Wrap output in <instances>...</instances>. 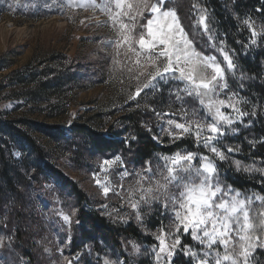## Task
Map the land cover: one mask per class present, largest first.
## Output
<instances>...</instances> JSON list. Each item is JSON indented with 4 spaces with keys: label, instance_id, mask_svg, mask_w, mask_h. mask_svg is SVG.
I'll return each mask as SVG.
<instances>
[{
    "label": "trees",
    "instance_id": "obj_1",
    "mask_svg": "<svg viewBox=\"0 0 264 264\" xmlns=\"http://www.w3.org/2000/svg\"><path fill=\"white\" fill-rule=\"evenodd\" d=\"M165 3L176 11L193 46L200 52L216 56L226 68L221 54L216 48L209 46L206 32L198 23L199 17L205 15L210 33L215 37V44L219 46L223 41L224 47L233 55L237 64L235 73L226 72V93L234 92L245 98L248 102L241 107L249 115L244 117L243 122L233 124L227 134L219 139L217 146L225 153L226 159L215 160V163L219 169L221 186L225 190L230 185L233 190L231 194L239 191L243 198H251L246 210L253 228L247 234L255 248L248 264H264V200L256 199L264 197V0H167ZM246 20L253 25L252 29L244 23ZM253 30L257 33L255 44L250 43ZM60 61L49 70L38 61L36 66L27 65L12 70L7 78L17 77L21 83L32 85L33 91L38 89V92L46 95L77 89L85 83L88 85L84 87L90 88L95 79L100 81L95 72L87 69L79 72L74 64L66 67L63 60ZM103 82L104 80L100 83ZM182 86L170 80L168 83L161 82L150 93L142 91L139 95L126 99V96L119 94L111 110L90 116L91 120L98 122L99 131L88 122H74L68 128H63L21 120L27 127L22 128L11 121L0 119V211L6 210L8 199L12 206L23 205L19 186L24 181L28 183L26 175L29 182L36 184L39 183L40 176L49 178L75 204L74 235L69 251L71 255H76L77 260L72 264H100V257L106 254L115 257L117 262L122 260V264H154L156 242L148 233L173 223V214L170 210L165 212L164 202L156 201L150 205L141 202L138 207L142 217L140 221L134 220L132 211V216H125L123 219L102 214L97 208L99 203H95L75 181L65 177L51 163L48 152L37 144L30 131L33 130L58 145L64 141L68 146H75L74 153L79 154L80 160L83 157L80 148L84 147L95 156H122L129 171L142 170L144 175L151 174V177H155L153 170L146 172L145 169L164 170L162 157L176 152H193L210 157L208 150L197 146L194 137L185 136L173 141L169 131L175 132L174 126L170 128L168 124L161 122L169 119L187 122L181 110L182 104L189 109H198L199 114L204 115L195 98L185 96L183 101H178L175 94L171 93V89ZM10 143L26 147L18 164L11 160L8 149ZM229 148L233 151L228 152ZM116 209L118 212L129 213V208L119 203ZM139 222L144 227L145 234ZM22 225V229L17 226L18 235L24 232L28 224L26 222ZM2 226L6 234V219ZM180 236L181 249H184V245L199 249L190 234L182 233ZM133 245L137 248H132ZM89 247L91 254H88ZM6 248L5 244L0 250V264H36L31 250L24 248L17 254ZM223 250L218 245L214 246V251L221 256ZM159 264L194 263L182 250H178L170 262L165 255Z\"/></svg>",
    "mask_w": 264,
    "mask_h": 264
},
{
    "label": "rangeland",
    "instance_id": "obj_2",
    "mask_svg": "<svg viewBox=\"0 0 264 264\" xmlns=\"http://www.w3.org/2000/svg\"><path fill=\"white\" fill-rule=\"evenodd\" d=\"M129 2L135 3V0H129ZM155 2L156 0H149V3ZM106 4H109V0H0L1 120L11 121L22 128L27 127L20 122L21 120L48 126L57 125L63 128H68L74 122H88L99 131L98 122L91 120L90 116L111 110L115 105L116 96L123 94L126 99L136 95L138 89L140 92L150 93L152 87H143L147 83V76L142 74L141 65L145 64L146 53L145 50L139 49L138 44L140 34L148 38L146 28L140 27V24L146 25L149 17L145 16L142 19L136 16V21L139 23L127 16H121L113 21L104 9ZM110 7L113 13L117 11L114 0H111ZM162 8L175 11L166 3L162 5ZM133 15H135L134 12ZM121 24H126L127 28H121ZM185 32L188 37L186 30ZM205 32L209 40V35L212 36V34L209 31ZM125 35L129 37L128 43L124 42ZM117 42H120L119 47H117ZM130 47L140 51L141 57L138 58L134 51H129ZM193 48L199 51L196 47L193 46ZM138 59L139 64H137ZM60 60H63L66 67L74 64L79 72H85V69L95 72L100 81L95 79L94 85L90 88L84 87L88 85L85 83L77 89L63 90L57 95H46L38 92V89L33 91L32 85L21 83L17 77L7 78L12 70L27 65L36 66L38 61L42 63L41 66L45 65L49 70L56 65L55 63L61 62ZM147 66L151 67L150 64ZM102 80L104 82L100 83ZM226 94L225 92L221 98H225ZM224 111L226 114L235 116L231 109H224ZM161 122L167 124V121L162 120ZM231 127L226 128V132ZM30 133L37 144L48 152L52 159L51 163L65 177L75 181L95 203H99L97 208L102 214L123 219L125 216H132V211L134 220L140 221L138 219L139 209L134 208L133 204H141L140 188L148 187V181L143 177L151 176V174L144 175L142 170L129 171L122 156H95L84 147L80 148L83 155L80 160L79 154L74 153L75 146H68V143L64 141L58 145L33 130ZM155 141L159 142L156 139ZM8 149L11 160L16 164L21 161L26 151L23 144L16 143H10ZM116 157H120V160L117 161ZM210 157L214 161L219 160L212 153ZM105 159L113 161L112 165H105ZM195 163L198 166V158ZM152 170L155 172L154 184L155 179L159 178V171L156 168L151 169V172ZM125 172L127 175H122ZM164 174H167L166 170ZM26 180L28 183L24 181L19 186L23 205L12 206L8 199L6 210L0 211V250L5 244L11 252L17 254L27 248L32 251L36 264L74 263L77 260L76 255H71L69 251L74 235L76 214L73 200L63 191H59L49 178L40 176L38 184L29 182L27 175ZM97 180L100 181L99 184ZM103 187H108L107 195L104 194ZM230 196H235V194H230ZM240 198L243 197L240 196ZM118 203L127 206L129 213L118 212L116 209ZM120 210L123 208L120 207ZM64 215L69 217V222L64 221ZM18 216L21 218L17 219ZM172 216L173 223L153 233H148L156 242L157 251L153 256L154 264H158L157 235L163 234L166 243L171 244L175 237H169L170 232L177 235L183 233L182 228L177 232L174 214ZM5 219L6 234L2 226ZM26 222L27 228L18 235L17 226L22 229L24 228L22 224ZM140 228L145 234L146 231L141 224ZM194 242L198 244L199 249L193 248L192 250L198 253V256L196 259H193L191 255L187 257L194 264H199V261L204 259L203 253L206 249L199 242ZM217 245L222 250L224 249L223 246ZM180 246L176 251L184 252ZM90 252L89 247L88 254H91ZM223 254H225V249L222 256ZM22 260L24 261L23 258ZM106 262L107 264L123 263L122 260L117 262L113 256L109 257V254L100 257V264H106ZM211 264H215L214 259Z\"/></svg>",
    "mask_w": 264,
    "mask_h": 264
},
{
    "label": "snow or ice",
    "instance_id": "obj_3",
    "mask_svg": "<svg viewBox=\"0 0 264 264\" xmlns=\"http://www.w3.org/2000/svg\"><path fill=\"white\" fill-rule=\"evenodd\" d=\"M165 2L166 0H156L155 3H149V0H135V3H130L129 0H114L117 11L113 13L109 0L104 9L113 21L121 16H127L139 23L136 16L142 19L145 16L149 17L146 25L140 24V27L146 28L148 38L140 34L138 40L139 49L145 50L146 53L145 64L141 65L142 74L147 76V83L143 87L158 88L161 81L168 83L170 80L182 84V87L171 89V93L175 94L178 101H183L185 96L197 99L204 115L201 116L198 109H189L182 104L181 110L187 123L167 120L170 128L174 126L176 130L169 131L170 138L176 141L185 136L194 137L197 146L203 147L214 157L224 161L225 153L217 146L219 139L227 134L226 128H230L234 123L243 122L244 117L249 115L241 107L248 101L237 93H227L225 98H221L228 89L226 72L235 73L237 64L233 55L224 47L223 41L219 46L215 44L214 36L209 35V46L216 48L222 55L226 68L222 67L216 56L205 55L195 50L176 12L162 8ZM198 23L205 31L210 32L205 15L199 17ZM244 23L250 29L253 28L249 21L246 20ZM120 26L127 28L126 24ZM256 36L257 33L253 30L251 44L257 42ZM124 42H129L127 35L124 36ZM119 43L117 42V47ZM129 51H134L138 58L141 57L140 51L132 47ZM139 63L138 59L137 64ZM149 64L150 68L147 66ZM139 93L140 89L137 90V95ZM224 109H231L235 116L226 114ZM232 151V148L228 149V152ZM197 158L198 166L195 163ZM162 159L164 170L159 171V178L155 179L154 184L153 177H143L148 181V187L140 188V201L149 205L156 201L164 202L165 212L170 210L174 214L177 232L182 228L185 235L190 233L193 241L205 247L204 259H201L199 264H211L212 259L215 260V264L242 262L248 264L255 248L247 234L253 228L249 222V212L246 210L251 198H240L239 191H236L235 196H230L233 191L231 186L229 185L227 190L221 186L218 166L208 155L176 152ZM116 160L119 161L120 157H116ZM112 163L111 160H104L105 165ZM237 167L239 170V162ZM145 171L150 172L151 169L146 168ZM97 183L100 181L97 180ZM103 192L107 195L108 187H103ZM256 199L264 200V197ZM133 207L138 208L139 204L134 203ZM63 219L69 222L67 215H64ZM138 219L142 217L138 216ZM168 235L175 237L171 244L166 243L163 234L156 237L159 242V251L156 253L158 264L165 255L170 262L182 244L180 235L172 232ZM217 244L225 249L223 256L214 251ZM133 247L135 248V245ZM183 248L185 256L197 258L198 253L192 250L191 245H184Z\"/></svg>",
    "mask_w": 264,
    "mask_h": 264
}]
</instances>
